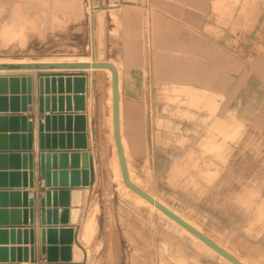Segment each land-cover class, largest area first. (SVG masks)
Masks as SVG:
<instances>
[{
  "label": "rangeland",
  "instance_id": "1",
  "mask_svg": "<svg viewBox=\"0 0 264 264\" xmlns=\"http://www.w3.org/2000/svg\"><path fill=\"white\" fill-rule=\"evenodd\" d=\"M197 2L208 12L205 33L225 50L202 44ZM174 3L170 26L145 10L137 66L122 64L118 44L103 45L102 0H0V60L88 55L92 15L95 59L120 69L134 182L227 253L264 264V0H188L187 30ZM110 19L115 42L120 20L113 12ZM108 87L101 84L104 97ZM103 120L101 180L90 201L98 211L89 245L81 241L86 264H229L122 185L109 116L107 128Z\"/></svg>",
  "mask_w": 264,
  "mask_h": 264
},
{
  "label": "crops",
  "instance_id": "2",
  "mask_svg": "<svg viewBox=\"0 0 264 264\" xmlns=\"http://www.w3.org/2000/svg\"><path fill=\"white\" fill-rule=\"evenodd\" d=\"M94 0H90L91 5H93ZM176 1V0H175ZM174 0H102V3H104L101 7H97V10L100 11L104 9L106 11L105 16V23L104 28L106 29L107 37L103 41L107 44H118L120 46V56L122 60V64L125 65L129 59H131L132 64L139 65V61L141 59V28H142V20L145 18V10L150 9L151 13L155 14V17L157 19H163L166 20L165 24L167 23L169 26L171 25L172 19H176L177 15H173L172 11V4L175 2ZM182 3L186 4L185 7H183ZM203 3V2H202ZM200 2H197V6L195 10H191L192 12H195L196 20H197V35L201 38L202 44L204 45V41L206 44L209 42L212 44V48L214 47V44L217 46L215 48L218 50H225V47H220L217 44V41L213 39V36H209L205 33V26L207 25L205 23V17L206 14H208L207 11H205V6ZM174 4H179V7L181 10H179V16L178 18L180 20L185 19L184 24H181L182 28H185L187 30V17H188V9L187 4L188 0H180L179 3L175 2ZM94 8V7H93ZM182 8H186L184 11H182ZM149 11V12H150ZM110 12H113L116 14V16L120 20V36L119 39L115 42L110 41V37L108 36L109 32L114 28L113 24L111 23L110 19ZM99 21H101V17L99 18ZM88 23L91 26V42L89 46L85 48L86 51L89 52L88 55H84L83 57L78 58L77 60L71 59V58H64V59H52L49 60L50 62H44L42 64H94L95 62H107L111 64L117 71V83H118V97H119V103L121 102V73L120 69L117 65H115L112 62L109 61H100L95 59L94 52L97 48V37H96V27H95V20L92 15L88 17ZM214 35V34H213ZM209 41V42H208ZM110 42V43H109ZM101 43V42H100ZM203 48V47H202ZM214 49V48H213ZM37 61V60H36ZM126 61V63L124 62ZM9 71V72H8ZM13 71V72H12ZM7 72V73H6ZM64 74V73H83L85 76V92L83 94L84 96V110L75 112L74 110H71L67 112L65 109H63L62 112H59L56 110L54 113H51L49 116H84L85 118V144L87 148L85 150H75L72 149H64L59 150L60 148V142H59V136L63 135L66 136L68 132L66 131V123L63 122V131L61 132L59 129V123L57 122L55 124V129L52 128V125L49 128L48 132H44L45 135H49L50 137H56L55 139V152H67V153H82V152H88L89 153V161L93 166V170L91 172V181L92 185L88 188H68L69 191V206L67 208H62L60 206L57 207L59 210L58 217L61 218L60 212L66 210L67 214H65L62 218L67 220L66 224H61L58 221L57 225H52V227H70L74 231V237H73V244L71 245V252H70V261L67 263L61 262L60 260V248L61 245L59 243L52 245L51 247L57 249V258L58 261L53 264H86L87 260V252L85 250V247L81 244V233L83 230V225L85 224V221L87 220V217L89 215V211L92 209V205L90 206L91 196L96 192L97 187L100 184L101 180V171H102V145L103 142H101L100 137V125H101V119L104 120V125L107 128V116H109L110 112V98L113 97V85H112V73L108 69H87V70H33V71H22V70H5V72L0 73V76L3 77H11V76H17V77H31L32 78V93L31 103L27 106V112L22 113H11L8 111L7 113H0V117H6L9 119L10 117H18V119H21L22 117L27 118V122L25 124L28 125L29 123H33V130L30 133L31 134V150H25L23 151V146H28V139L27 135L29 134L28 131L25 133L22 132V122L21 120H18L17 124L12 127L10 121H7L6 128L3 132H0V137H5V140L0 142V148H2L3 152H26L27 154H31L33 156L32 158V172H33V188H23L22 186L19 188L21 192H27L29 194L28 199L34 200L33 205V224H24V213H23V206H24V200L20 196L18 198L11 199L10 196H7L5 200H1L0 202V212L1 210H7V214L0 215V222H5V227H0L3 230H11L14 228L15 230L21 229V230H32L33 231V245H30V237L28 236V244H25L24 236L21 234L20 239L18 240V236L15 235V239L13 241L14 244H12L10 234L8 233L6 238L0 237V249H6V254H0V264H31L30 261L25 262L24 259V249L27 248V250H30V248H33V254H34V264H48L47 262V255L43 254L42 252V244H41V231L46 226H42L41 224V206H40V200L43 198V196L39 193V183H40V143H39V132H38V121L40 115H39V94H38V75L39 74ZM109 80V87L107 90L106 97L102 94L101 84L104 82H107ZM11 95H7V97H10ZM48 97H55L59 98L60 96L66 97V96H74L73 93L67 94L66 92L60 94L58 91V87H55V93H52V91L46 95ZM19 98L22 97L21 94L18 95ZM20 104V102H19ZM63 102V108L64 107ZM56 107H58V101H56ZM105 107H107V113L105 112ZM34 116V118H33ZM103 116V117H102ZM70 134H74L73 132H70ZM15 137V138H13ZM22 137H25L22 139ZM66 138L63 140V146L67 147L66 145ZM50 144L53 148V141L50 140ZM71 146L74 147V139H71ZM124 152V151H123ZM125 156V154H124ZM126 161V159H125ZM29 161L26 160V164L28 166ZM127 164V163H126ZM82 160L80 161V171H82ZM7 171H0V172H19V182L23 181V177L21 176L22 172H29V170H23V164L20 160L19 162V170L16 171H10V163L7 162ZM56 172H59V167H57ZM7 184L10 185V176H7L6 178ZM7 190H11L9 187ZM48 190V189H46ZM6 206V208H4ZM90 206V207H89ZM19 210V211H18ZM12 212L17 214H12ZM75 218L76 223L73 224L72 220ZM184 222H186L189 226L192 228H196L199 233L203 234L205 237L210 239L212 242H214L209 236L205 235L202 231L197 229V226L190 223L185 218L181 217ZM86 219V220H85ZM82 226V228H81ZM182 230H184L186 233H188L193 239L197 241V243H200L201 246H205L209 248L213 253L220 255L218 252L213 250L211 247L206 245L204 242H202L199 238L191 234L189 231L185 230L183 227L180 226ZM216 245L217 243L214 242ZM219 246V245H218ZM49 246L46 245L45 248H48ZM220 247V246H219ZM11 248H13L14 251V262H11ZM21 250L19 258L20 261H18V252L17 250ZM30 254V252H29ZM229 255H231L228 252ZM234 257L233 255H231ZM222 259H224L229 264H232L228 260H226L224 257L220 255ZM237 259L236 257H234ZM3 260V262H1ZM6 260V261H5Z\"/></svg>",
  "mask_w": 264,
  "mask_h": 264
},
{
  "label": "water",
  "instance_id": "3",
  "mask_svg": "<svg viewBox=\"0 0 264 264\" xmlns=\"http://www.w3.org/2000/svg\"><path fill=\"white\" fill-rule=\"evenodd\" d=\"M109 69L113 75V124H114V138L118 148L119 162L121 166L122 176L125 184L134 192L142 196L148 202L155 204V206L165 213L169 218L177 222L183 228L188 230L190 233L195 235L197 238L202 240L205 244L210 246L213 250L221 254L223 257L228 259L233 264H241L234 257L229 255L226 251L221 249L218 245L212 242L210 239L205 237L203 234L199 233L197 230L189 226L186 222L176 216L174 213L166 209L160 203L156 202L152 197L143 192L140 188L131 183L129 175L127 172V167L125 163L124 154L121 148V141L119 135V97H118V83H117V71L116 69L107 62H95L94 64H53V65H0V70H87V69ZM58 87L60 94L66 92L67 94L73 93L74 96H66L59 98L48 97L51 91L55 93V87ZM85 92V76L83 73H64V74H39L38 75V94H39V118L38 121V132H39V143H40V183H39V193L43 196L40 200V214H41V224L46 226L41 231V244L43 246L42 252L47 255L48 264H53L58 261L57 249L51 247L59 243L60 248V260L61 262L67 263L70 261L71 245L73 244L74 231L70 227H52V225H57L58 221L61 224H66L67 220L62 217L67 214L64 210L60 212L61 218L59 219L58 206L62 208H67L69 206V191L68 188H88L92 185L91 172L93 166L89 161L88 152H55V139L56 137H50L45 135L44 132H48L50 126L55 129V124L59 123V129L63 131V122L66 123V131L68 134L66 136L60 135L59 150L72 149L75 150H85L87 148L85 144V118L84 116H49L56 110L62 112L65 109L67 112L74 110L75 112L84 110V94ZM32 93V78L31 77H3L0 76V113H25L27 112V106L31 103ZM11 95L7 97V95ZM21 94L22 97L19 98L18 95ZM56 101H58V107H56ZM20 102V104H19ZM63 102L64 107L63 108ZM34 118V116H33ZM21 120L22 122V132L28 131L26 136L28 139V146H23V151L31 150V132L33 130V123H29L25 126L27 122L26 117L18 119V117H0V132H3L6 128L7 121H10L12 127L15 126ZM73 132L74 134H70ZM15 138V137H13ZM25 137H22L24 139ZM66 138L67 147L63 146V140ZM74 139V147L71 146V139ZM53 141V148L50 144V140ZM5 140V137H0V142ZM0 148V171H7V162L10 163V171L19 170V162L22 161L23 170H29V172H22L21 176L23 181L19 182V172H0V201L5 200L7 196L11 199L18 198L21 196L24 200V224H33V205L34 200L28 199L29 194L27 192H21L19 188H33V172H32V158L31 154L26 152H3ZM26 160L29 161L28 166ZM82 160V171H80V161ZM57 167H59V172H56ZM10 176V185L7 184L6 178ZM11 190H7V188ZM48 189V190H46ZM1 203V202H0ZM1 207V206H0ZM6 208V206H4ZM0 215H6L7 210H1ZM19 211V210H18ZM19 212H12V214H17ZM75 224V218L72 220ZM5 222H0V227H5ZM10 234L12 244L15 235L20 239L21 234L24 236L25 244H28V236L30 237V245H33V231L32 230H0V237L6 238L7 234ZM48 245V248L45 246ZM14 251L11 248V262L14 260ZM6 249H0V254H6ZM18 252V261H20L19 255L21 250ZM25 262L30 261L31 264L35 263L33 248L27 250L24 249ZM30 252V254H29ZM6 261V260H5ZM3 262V260L1 261Z\"/></svg>",
  "mask_w": 264,
  "mask_h": 264
},
{
  "label": "bare ground",
  "instance_id": "4",
  "mask_svg": "<svg viewBox=\"0 0 264 264\" xmlns=\"http://www.w3.org/2000/svg\"><path fill=\"white\" fill-rule=\"evenodd\" d=\"M44 62H50L49 60H38V61H27V60H24V61H16V60H9V59H2L0 60V65H53V64H42ZM55 65V64H54ZM59 65V64H57ZM105 69V68H103ZM109 70V69H108ZM22 71H33V70H22ZM111 71V70H110ZM2 72H5V70H0V73ZM9 72V71H8ZM13 72V71H12ZM7 73V72H6ZM112 73V72H111ZM112 85H113V75H112ZM113 89V87H112ZM119 101V100H118ZM109 106H110V113H109V126H110V134H111V138H112V141H113V144H114V150H115V153H116V159H117V164H118V167H119V171L121 170V166H119L120 162H119V155H118V148H117V145H116V142H114L115 138L113 139V136H114V124H113V97L112 99L110 98V102H109ZM123 121V110H122V105H121V102L119 103V135H120V141H121V148H122V151L123 154H125L124 158L126 159V153H125V148H124V141H123V134H122V123ZM116 145V146H115ZM117 149V150H116ZM118 155V157H117ZM125 163H127V161H125ZM126 167L128 169V166L126 164ZM128 172V175L131 179V182L137 186L138 188H140L143 192H145L147 195H149L150 197H152L156 202L160 203L162 206H164V204H162L160 201H158L154 195L150 194L148 189L145 188V187H141L139 186L136 182H134L133 178L131 177V174H130V171L129 169L127 170ZM122 174V171H120V179H121V182H122V185L127 189L129 190L130 192H132L133 194H135L137 196V198H139V200L143 203H146L148 204L153 210H155L156 212H158L159 214H161L163 217L171 220L173 223L179 225L177 222H175L174 220H172L171 218H169L165 213H163L161 210H159L155 204H152L150 202H148L146 199H144L142 196H140L139 194H137L136 192H134L133 190H130L128 187H126L124 185L125 182H123L124 180L122 179L123 176L121 175ZM166 209L169 210V208H167L166 206H164ZM98 211L97 209V205H93L91 211H89V215L87 217V220L85 221V224L83 225V230H82V233H81V241H84V242H88L89 241V238L91 237V235L94 233L93 232V228H94V225H95V214L96 212ZM172 212V211H171ZM174 213V212H172ZM175 214V213H174ZM176 216H178L177 214H175ZM180 219L181 216H178ZM181 226V225H179ZM182 227V226H181ZM185 229V228H184ZM196 229V228H195ZM186 230V229H185ZM188 231V230H187ZM93 232V233H92ZM192 234V233H191ZM195 236V235H194ZM92 238V237H91ZM202 241V240H201ZM90 242V241H89ZM89 242H88V245H89ZM203 242V241H202ZM207 245V244H206ZM210 247V246H209ZM221 255V254H220ZM222 256V255H221ZM223 257V256H222ZM225 258V257H224ZM226 259V258H225ZM228 260V259H226ZM238 260L241 264H245L242 260L240 259H236ZM229 261V260H228ZM230 262V261H229ZM232 263V262H231ZM233 264V263H232Z\"/></svg>",
  "mask_w": 264,
  "mask_h": 264
}]
</instances>
